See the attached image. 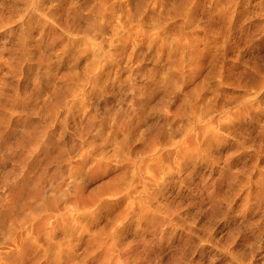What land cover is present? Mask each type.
<instances>
[{"label":"rangeland","instance_id":"obj_1","mask_svg":"<svg viewBox=\"0 0 264 264\" xmlns=\"http://www.w3.org/2000/svg\"><path fill=\"white\" fill-rule=\"evenodd\" d=\"M90 20L99 21L100 29L89 28ZM210 26L219 34L216 38L207 30ZM138 29L142 33L136 36ZM190 34L197 47L186 44L185 54L196 53L199 64L190 68L194 79L186 82L177 69L181 52L173 42H186ZM93 73L109 94L89 99L83 108L76 103L77 92L90 88L85 83ZM135 82L147 90L141 98L150 95L146 105L153 107L163 98L185 106L186 92L206 84L197 101L198 116H210L212 128L219 126L225 140L208 144V158L200 155L191 164V175L176 169L170 177L156 178L161 191L156 202L176 209L155 231L137 224L133 213L121 221L127 208L119 204L121 196L110 198L104 188L108 176L87 174L102 150L111 154L123 141L113 130L115 113L131 111L138 97L130 89ZM17 95L32 102L28 114L49 136L75 148L73 163L86 158L82 177L87 193L97 190L93 209L98 214L88 230L78 229L77 257L87 255L83 239L94 231V237L113 234L121 246L132 244L130 259L139 260L136 264H264V199L254 193L264 192V156L254 166L249 160L255 147L262 146L258 149L264 153V0H0V119L13 120L2 125L5 129L23 123L17 115L9 117ZM242 97L253 109L237 120ZM167 112L169 127L181 131L185 122ZM90 113L96 114L91 124ZM146 118L156 126L166 116L151 112ZM140 124L134 118L130 128L138 132ZM206 139L201 134L197 142L206 145ZM244 141L248 148H239ZM23 152L16 150L13 157ZM232 152V167L239 170L236 176L222 177ZM161 158L165 165L174 160L169 153L152 156L158 162ZM9 165L12 160L0 165V177ZM2 190L0 185V202Z\"/></svg>","mask_w":264,"mask_h":264},{"label":"bare ground","instance_id":"obj_2","mask_svg":"<svg viewBox=\"0 0 264 264\" xmlns=\"http://www.w3.org/2000/svg\"><path fill=\"white\" fill-rule=\"evenodd\" d=\"M34 4L35 2L33 8ZM187 16L193 18L192 13H188ZM88 27L98 30L101 26L99 21L90 20ZM207 30L214 38L215 34L219 35L211 26ZM139 33H142L140 29L137 30L136 36ZM145 35L152 40L151 33ZM196 43L197 39L193 34L187 36L186 42H173L175 49L181 52L177 69L186 82L194 79L190 68L198 69L199 62L196 53L185 54V45L194 49L197 47ZM97 67L98 65H95L93 70ZM254 67H259L257 62ZM214 74L215 72H211L210 76ZM89 78L85 85L89 84L90 88L86 90L84 86L77 92L76 103H80L83 108L89 99L94 102L96 96L109 94L105 82L95 73ZM206 87V84H203L187 91L184 97L185 106L183 103L175 105L170 98H163L159 100V107H153L146 105L150 95L145 99L141 98L147 90L136 82L131 84L133 97L134 94L138 97L132 100L130 112H116L114 119L113 130L120 133L123 141L118 150L111 154L102 150L94 158L95 168L87 173L92 178L108 176L104 181L108 184L104 188L108 189L110 198L118 200L117 198L121 196L119 204L127 208L121 214V221L133 213L135 217L133 220L137 224H145L151 231H155L159 223L165 218L168 219L171 212L176 209L172 205L156 202L161 193L157 187L158 180L174 175L176 169L191 175V164L196 162L200 155L208 158L209 143L225 142L219 136V126L217 130L212 128L210 116L204 119L198 116L197 101ZM237 104L239 106L237 120L244 118L253 109L244 97ZM171 105L174 106V110ZM10 108L13 112L9 117L14 119V115H17L16 120L23 123L19 128L10 126L5 129L2 125L10 124L13 120L8 121L7 116L0 119V165L9 160L13 161V165L5 166L0 177V185L3 186L0 202V264H129L130 261L132 264L138 263L139 260L130 259L133 253L132 244L121 246L113 234L107 239L94 237V231L83 239L88 249L87 255L82 258L76 256L75 250L82 239V233L77 234L78 229L82 227L88 230L86 226L89 221H94L98 214V209H93L95 202L98 201V193H95L97 190L87 193V185L82 177L86 158L78 163L71 161L75 148L68 145V148L64 147L62 142L49 136L48 130L33 120L28 113L32 112L34 106L25 96L17 95ZM168 110L173 111L174 117H179L185 122L181 131L169 127L172 122L168 121ZM151 112H159L165 115L166 119L155 126L146 118ZM90 118L91 124L96 119V114L90 113ZM134 118L142 125L138 132L130 128ZM202 120L206 122L203 123ZM250 122L255 123V119L252 117ZM192 125L199 131H195ZM99 130L102 131L103 126L100 125ZM201 134L208 138L206 145H199L197 142ZM134 139L140 140V143L136 145ZM214 144L216 143L210 145L213 147ZM123 145L125 152H122ZM241 146L248 148L245 141L240 143L239 148ZM21 148L24 150L23 154L13 157L15 151ZM258 148L255 147L249 154L253 166L264 156ZM158 152H161V155L169 153L174 160L165 165V158H161L159 162L152 159ZM245 152L244 150L241 156H245ZM234 156V152L228 153L227 168L221 170L220 176L226 178L236 176L239 169H234L231 164ZM151 164L154 166L150 167ZM147 165L152 168L150 172ZM122 180L124 183L120 184ZM254 193L257 199H264V192L260 193L256 189Z\"/></svg>","mask_w":264,"mask_h":264}]
</instances>
